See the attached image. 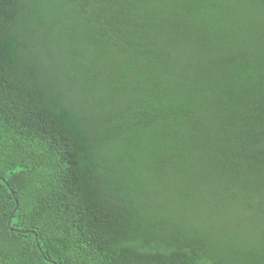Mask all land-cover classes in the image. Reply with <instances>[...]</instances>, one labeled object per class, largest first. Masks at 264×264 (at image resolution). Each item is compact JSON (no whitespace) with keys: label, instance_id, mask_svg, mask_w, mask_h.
Segmentation results:
<instances>
[{"label":"trees","instance_id":"trees-1","mask_svg":"<svg viewBox=\"0 0 264 264\" xmlns=\"http://www.w3.org/2000/svg\"><path fill=\"white\" fill-rule=\"evenodd\" d=\"M0 264H264V0H0Z\"/></svg>","mask_w":264,"mask_h":264},{"label":"water","instance_id":"water-1","mask_svg":"<svg viewBox=\"0 0 264 264\" xmlns=\"http://www.w3.org/2000/svg\"><path fill=\"white\" fill-rule=\"evenodd\" d=\"M10 218H9V221H8V226L10 225ZM22 233H26V232H22ZM35 244H36L37 250L40 252V249H39V247L37 245V238L36 237H35ZM40 254H41V252H40Z\"/></svg>","mask_w":264,"mask_h":264}]
</instances>
